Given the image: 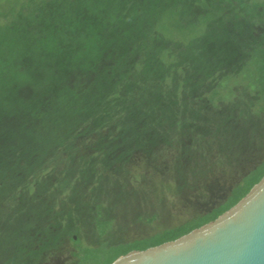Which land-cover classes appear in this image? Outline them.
<instances>
[{
  "label": "trees",
  "instance_id": "1",
  "mask_svg": "<svg viewBox=\"0 0 264 264\" xmlns=\"http://www.w3.org/2000/svg\"><path fill=\"white\" fill-rule=\"evenodd\" d=\"M255 5L0 0V222L21 213L22 201L40 203L41 212L58 193L72 196L73 168L49 181L55 191L47 197L34 169L51 151L74 158L83 135H96L105 154L120 148L121 156L180 143L179 158H192L194 171L211 158L217 168L237 170L256 159L264 149V0ZM89 160L84 173L96 181L84 198L90 231L66 236L90 234L96 245L78 244L73 264H111L175 240L216 219L264 176L263 156L243 176L237 172L239 181L209 211L123 241L95 193L108 173L97 178L103 167ZM136 216L150 224L157 213Z\"/></svg>",
  "mask_w": 264,
  "mask_h": 264
},
{
  "label": "rangeland",
  "instance_id": "2",
  "mask_svg": "<svg viewBox=\"0 0 264 264\" xmlns=\"http://www.w3.org/2000/svg\"><path fill=\"white\" fill-rule=\"evenodd\" d=\"M243 1L256 9V1L263 0ZM77 146L74 158L67 159V152L51 151L40 159L34 172L48 187L44 197L55 191L49 181L53 180L51 182L54 184V178L70 168L73 171H68L69 175L77 178L73 184L75 189L69 191L71 197H68V191L58 193L54 197V204L49 199L41 212L40 203L36 201L20 202L17 210L21 213L9 221L0 222V264H10L14 260L22 264H73L78 244L96 245L90 234L79 233L73 241L66 236L77 228L90 231V227L84 224L87 223L84 201L89 200L90 189L96 181L92 180L93 177L86 178L84 173L83 168L90 162L89 159L103 167L102 170L97 169V178L108 173L96 185L95 193L103 197L105 209L121 228L117 238L131 241L174 227L209 211L264 156L262 149L256 159L252 157L238 170L217 168L211 158L194 171L196 164L192 158H179L182 148L180 143L165 151L147 147L121 156L120 148L110 154L100 151L96 135L92 134L78 138ZM107 164L110 167L106 168ZM238 171H241V176H238ZM69 213L72 215L65 219L64 216ZM153 213H157V218L150 224L135 220L138 214L148 216Z\"/></svg>",
  "mask_w": 264,
  "mask_h": 264
},
{
  "label": "water",
  "instance_id": "3",
  "mask_svg": "<svg viewBox=\"0 0 264 264\" xmlns=\"http://www.w3.org/2000/svg\"><path fill=\"white\" fill-rule=\"evenodd\" d=\"M111 264H264V176L213 221Z\"/></svg>",
  "mask_w": 264,
  "mask_h": 264
},
{
  "label": "flooded vegetation",
  "instance_id": "4",
  "mask_svg": "<svg viewBox=\"0 0 264 264\" xmlns=\"http://www.w3.org/2000/svg\"><path fill=\"white\" fill-rule=\"evenodd\" d=\"M15 263H16V264H22V263H19V262L17 263V261L12 262L11 264H15ZM23 264H24V263H23Z\"/></svg>",
  "mask_w": 264,
  "mask_h": 264
}]
</instances>
